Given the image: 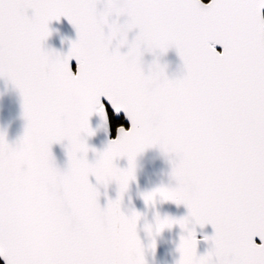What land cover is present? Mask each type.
<instances>
[{
	"label": "snow or ice",
	"instance_id": "obj_1",
	"mask_svg": "<svg viewBox=\"0 0 264 264\" xmlns=\"http://www.w3.org/2000/svg\"><path fill=\"white\" fill-rule=\"evenodd\" d=\"M262 9L264 0H0V79L18 91L26 121L15 144L0 132L4 264H147L142 214L122 203L149 148L169 158L175 187L142 194L145 205L187 209L144 225L150 250L178 226L177 264H264ZM61 18L77 36L67 54L45 48ZM173 49L177 79L160 63ZM110 110L131 127L97 151L90 120L107 131ZM54 145L65 148L63 170ZM112 184L116 198L101 206ZM209 225L199 255L195 229Z\"/></svg>",
	"mask_w": 264,
	"mask_h": 264
},
{
	"label": "water",
	"instance_id": "obj_2",
	"mask_svg": "<svg viewBox=\"0 0 264 264\" xmlns=\"http://www.w3.org/2000/svg\"><path fill=\"white\" fill-rule=\"evenodd\" d=\"M202 2L208 4L210 0H202ZM261 15L264 17V9L261 10ZM49 28L52 35L45 42V48L61 54H67L70 48V42L75 41L77 38L73 26L67 19L61 18L58 22L53 21L49 25ZM133 35L134 33L130 34L129 39H131ZM217 50L222 51L219 47H217ZM153 59L154 58L150 54L145 55V71H147V65L150 64ZM160 63L166 65V72L170 79H177L184 75L182 61L174 49L161 57ZM72 64L74 66L75 61H72ZM102 102L110 109L106 100L102 98ZM112 113L114 114L115 120L123 117L127 125L123 126L125 130L131 127L129 121L122 112L119 117H116L114 112ZM25 125L26 121L23 119L22 100L18 91L11 83L4 79H0V132L6 134V139L10 144H15L23 136ZM90 125L95 131V135L87 140L90 148L103 151L107 147L109 141L115 140L117 137V129L115 135L112 136L110 119L107 131H105L98 116H93L91 118ZM52 151L57 166L63 170L67 165L65 148L61 145H54ZM92 156L93 154L90 152L89 158L91 159ZM118 166L127 168V160L122 159L118 161ZM171 167L172 165L169 158L166 157L159 148H149L144 151L137 157L136 180L130 184L129 190L125 194L122 203V210L126 214H130L132 211L142 214V220L138 226V235L145 248V259L147 264H177L179 260L177 247L182 233L178 226L171 230L166 229L159 236L155 237V253L150 250L149 245L151 244V239L144 231V225L146 223L153 224L157 214H159L161 218L171 217L175 219H180L187 215V209L183 205L177 206L171 202H166L157 203L155 207H152L146 206L142 199V194L153 191L156 188L175 187V181L171 179L170 175ZM92 182L95 183L94 178ZM100 191V203L101 206H104L108 199L114 200L116 198L117 186L112 184L107 190L101 188ZM195 230L197 239L201 241L198 245V254L203 255L209 247V245L204 242L203 238L204 236H211L213 230L210 225L203 229L197 226ZM183 234L187 235V233ZM255 242L260 243L258 238L255 239ZM0 262L4 264L2 259H0Z\"/></svg>",
	"mask_w": 264,
	"mask_h": 264
},
{
	"label": "flooded vegetation",
	"instance_id": "obj_3",
	"mask_svg": "<svg viewBox=\"0 0 264 264\" xmlns=\"http://www.w3.org/2000/svg\"><path fill=\"white\" fill-rule=\"evenodd\" d=\"M109 117H110V124H111L112 136L115 135L116 129L119 126H127L126 123L123 120V117L120 118V119H118V120H115L114 114L111 112V110L109 111ZM112 121H114V125H113V122ZM0 264H2V263L0 262Z\"/></svg>",
	"mask_w": 264,
	"mask_h": 264
},
{
	"label": "trees",
	"instance_id": "obj_4",
	"mask_svg": "<svg viewBox=\"0 0 264 264\" xmlns=\"http://www.w3.org/2000/svg\"><path fill=\"white\" fill-rule=\"evenodd\" d=\"M204 1H207V0H204ZM113 122V125H114V121H112Z\"/></svg>",
	"mask_w": 264,
	"mask_h": 264
}]
</instances>
